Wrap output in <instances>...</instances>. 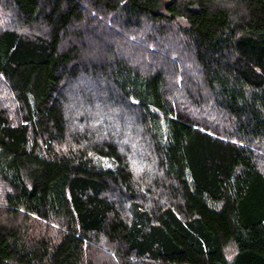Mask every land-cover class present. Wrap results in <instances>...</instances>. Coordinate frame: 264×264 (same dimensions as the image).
<instances>
[{
	"label": "trees",
	"instance_id": "1",
	"mask_svg": "<svg viewBox=\"0 0 264 264\" xmlns=\"http://www.w3.org/2000/svg\"><path fill=\"white\" fill-rule=\"evenodd\" d=\"M0 96V264H264V0H0Z\"/></svg>",
	"mask_w": 264,
	"mask_h": 264
},
{
	"label": "rangeland",
	"instance_id": "2",
	"mask_svg": "<svg viewBox=\"0 0 264 264\" xmlns=\"http://www.w3.org/2000/svg\"><path fill=\"white\" fill-rule=\"evenodd\" d=\"M179 24L182 26L187 25L186 22L184 20H181V19L179 20ZM155 52H159V50L155 49ZM158 54L162 55L160 53H158ZM80 83L81 84H79L75 89H73L75 95L78 94L79 90H81L82 93H84V95L85 94L89 95L88 92L93 90V84L91 82H80ZM177 85H178L179 91L183 92V90H185V87L183 88L182 76L180 78H178ZM86 95H85V97L87 98ZM69 98H71V97L69 96ZM71 100H72V98H71ZM3 101H4L3 97L0 96V103H2ZM79 107L82 110V112L76 113L75 108H73L72 105H71V107L69 106V108L67 110V119H68V122H70L69 126H70V133L71 134H73V130H74V127L76 124H82L81 122H78V121H80V120L84 121L85 120V122H88L90 119L98 120V118H99L98 116H93V114L96 113V110L98 109V107H93L92 110H88V108L86 109L83 106L82 107L79 106ZM194 116H195V118H198V121L201 122L202 124H207L208 126H211L212 128H217L218 130L224 129V120L222 118H220L219 116H216L213 113H209V112L201 113V112L196 111ZM103 120L105 121L106 119H104V117H102V120L100 121V123L98 125H102L101 122L104 123ZM127 136H128V134H127ZM123 143L125 145H128L129 148L131 147V149H133L134 154H133V156L130 155V158H131V161H132L134 167L136 166L137 171H139V172L141 171V173H144L145 171H147V165L148 164H147L146 158H148V154L141 153L139 151L140 146L137 147L136 143H128V141H124ZM255 150H256L255 153H256L257 158H258L257 159L258 164L261 167V169L264 171V143L258 145ZM149 169H150V172L152 173V168L149 167ZM1 199L2 198H1V194H0V203L2 202ZM0 209H2L1 204H0ZM0 218H3V217L0 216ZM22 218H24V217H19L17 219V221H15V222L16 223L22 222L23 221ZM12 221H13V219H12ZM33 222H35V224H37V227H41V229L39 231H45L44 226H48L46 223L41 222V221H39V222L33 221ZM49 226L52 227V229L54 228L51 224ZM53 232H54V230H53ZM99 251H100V253H99ZM235 252H236L235 246H231L227 249V256L230 260L233 259ZM86 264H123V263L121 262L120 258L116 255V248H114L112 245L104 242V244L99 246V247L96 246L93 249L87 250Z\"/></svg>",
	"mask_w": 264,
	"mask_h": 264
}]
</instances>
